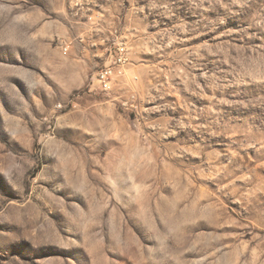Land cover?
Listing matches in <instances>:
<instances>
[{
	"label": "rangeland",
	"instance_id": "374dc122",
	"mask_svg": "<svg viewBox=\"0 0 264 264\" xmlns=\"http://www.w3.org/2000/svg\"><path fill=\"white\" fill-rule=\"evenodd\" d=\"M0 264H264V0H0Z\"/></svg>",
	"mask_w": 264,
	"mask_h": 264
},
{
	"label": "built area",
	"instance_id": "2783aa9c",
	"mask_svg": "<svg viewBox=\"0 0 264 264\" xmlns=\"http://www.w3.org/2000/svg\"><path fill=\"white\" fill-rule=\"evenodd\" d=\"M64 52H67V47L64 48ZM108 56L109 63L98 69L94 76L97 87L103 92L110 91L114 81L123 75L129 61V49L125 43H119Z\"/></svg>",
	"mask_w": 264,
	"mask_h": 264
}]
</instances>
